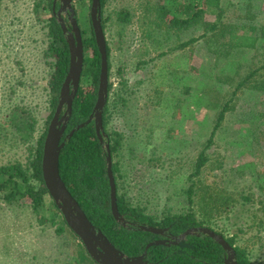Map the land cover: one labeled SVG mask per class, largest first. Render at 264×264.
<instances>
[{"label": "rangeland", "instance_id": "1", "mask_svg": "<svg viewBox=\"0 0 264 264\" xmlns=\"http://www.w3.org/2000/svg\"><path fill=\"white\" fill-rule=\"evenodd\" d=\"M49 1L0 0V165L25 162L31 147L9 126L15 109L35 119L33 144L47 129L55 70V59L46 54ZM223 2L225 19L251 17L264 31V0ZM91 5L92 0H73L83 38L93 30ZM182 5L195 0H104L101 20L113 85L107 131L112 143L119 142V193L160 222L190 211L185 191L193 181L210 185L230 197V204L208 227L228 238L236 235L234 247L246 250L251 264H264L263 91L247 86L238 93L206 152L209 163L195 175L222 104L250 73L257 71V82L264 78V42L242 54L210 35L180 49L202 33L173 26L175 15H192ZM165 9L170 14L161 21ZM211 19L216 15L207 14ZM84 55L93 52L84 48ZM218 77L232 82L220 87ZM91 82L86 78L85 86ZM54 203L47 194L35 210L31 199L9 205L0 193V264H92L80 260L84 245Z\"/></svg>", "mask_w": 264, "mask_h": 264}, {"label": "trees", "instance_id": "2", "mask_svg": "<svg viewBox=\"0 0 264 264\" xmlns=\"http://www.w3.org/2000/svg\"><path fill=\"white\" fill-rule=\"evenodd\" d=\"M224 5L223 0H195V5H182L181 8H184L187 13L192 11V15L191 13L184 17L175 15L171 19L173 26L179 28L181 32H187L190 29H200L202 33L199 37L182 43L179 48H187L201 39L207 40L206 38H209L210 35L218 38L219 42L223 39L228 49L239 50L242 54H244L242 50L245 48H256L258 42L264 36V34L263 36L259 35V31L264 33L263 29L252 25L250 23L252 20L251 17L243 19L239 17L236 22L228 21L225 19L226 6ZM103 6L104 0H101V11ZM165 7L167 9L169 8L168 5ZM49 8L52 11L49 26L51 43L48 46L46 54L48 57L55 59V70L49 81L51 93L49 102L52 109L48 117L47 129L37 142L33 144L32 141L36 125L35 119L31 115L26 114L25 116L21 114V109H15L9 126L20 136L19 139L23 144H30L31 147L28 148V157L25 162L16 160L0 165V193L4 195L5 202L11 205L19 198H28L34 204L35 210L42 204L44 196L49 195L42 171L44 143L49 128L48 126L57 111L61 90L70 69V49L61 24L53 11V0L49 1ZM168 10L171 11L170 8ZM168 10L165 9L163 11L161 21L164 19V16L166 17V15L170 14ZM209 13L216 15V19L213 22L206 20V15ZM102 26L104 29V22H102ZM83 44L85 50H91L93 55L85 56L80 87L73 101L72 115L61 139V143L65 142V146L59 158L60 175L69 192L79 203L91 223L118 250L129 257L143 255L150 243L162 239L160 235L137 230L134 227L135 225L136 227L152 226L160 229H168V235L171 237H178L193 228L207 227L213 230L212 227H208V223L212 222L215 216L223 213L222 207L230 204V197H225L226 194L218 191L222 195L220 196L215 193V189L210 185L197 187L193 181L185 191L188 197L190 211L184 215L167 217L160 222H157L153 217L147 215L139 208L133 207L126 199V195L119 193L120 166L115 161L119 142L115 141V143H112L114 139H112L107 131L109 100L102 116L104 133L107 136L104 138V145L100 142L97 135L95 120L84 128L77 130L68 139L74 129L90 119L98 100L102 60L93 30H91L90 36L83 38ZM107 53L108 68L110 70L109 47H107ZM256 72L250 73L239 81L234 91L230 94L229 99L222 104L216 117V124L212 134L206 143L204 151L196 162L195 175H199L207 163H209L210 157L206 152L214 144V137L226 120V114L232 109L233 101L238 93L247 86L251 90L256 89L264 92V78L257 82L255 80ZM86 78L92 81L90 87L85 86L84 82ZM217 81L220 87H224L225 85L229 86L230 82H232L230 78L223 79L220 77H218ZM112 87L113 85L109 81V93H111ZM220 97L221 95L216 98L217 101ZM20 110L21 112L18 113ZM105 144L110 145L113 163L112 170L117 186V204L120 214L128 222V226L126 227L119 224L112 215L111 186L107 163L108 154ZM54 206L58 211L55 203ZM56 216L54 215V218ZM64 222L66 223L65 220ZM218 234L223 236L234 247L236 235L228 238L223 233L219 232ZM234 249L238 264H251L246 250L237 246ZM81 250L79 256L82 262L87 263L88 260L92 264H97L88 255L85 247L84 250ZM226 257L227 253L220 244L209 236L200 234L189 236L186 241L179 245L152 246L147 252L145 261L148 264H225Z\"/></svg>", "mask_w": 264, "mask_h": 264}, {"label": "water", "instance_id": "3", "mask_svg": "<svg viewBox=\"0 0 264 264\" xmlns=\"http://www.w3.org/2000/svg\"><path fill=\"white\" fill-rule=\"evenodd\" d=\"M64 14H68L71 30H69L67 21L63 16ZM90 16L96 43L102 60L98 100L94 109V113L90 117V119L86 123L81 124L76 129H74L70 133L68 139H70L77 130L84 128L93 120H95L97 135L100 142L104 145V138H106L107 136L104 133L102 116L109 97V68L107 41L101 20V0H92ZM57 18L59 23L61 24L69 45L70 69L61 90L57 111L49 125L44 143L42 162L43 179L50 197L54 200L55 204L61 211L68 227L82 241L88 255L98 264H147V262L145 261V257L150 247L166 244L169 246L179 245L180 243L186 241L187 238L191 235L204 234L215 240L224 248L227 253L225 264H238L234 248L226 241L223 236L207 227L190 229L178 237H173V239L171 240L164 239L154 241L147 246L143 255L135 258H130L126 254L118 250L108 240V238L88 219L79 203L67 189L65 183L61 178L59 169V158L61 155V151L65 146V142L61 143V139L65 132L66 124L68 123L72 115L73 101L77 96V92L80 87L85 60L83 37L78 25V20L76 18V12L73 7V0H63L62 6L58 10ZM63 109H65V112L63 117L61 118ZM62 124L64 125L62 126ZM60 126H62V129L58 128ZM105 148L108 154L107 163L108 176L111 186L112 215L119 224L126 227L128 226V222L120 214L117 204V186L112 170L113 163L110 145L105 144ZM134 227L137 230L151 232L160 236H164L166 233L165 229H160L152 226L136 227L135 225Z\"/></svg>", "mask_w": 264, "mask_h": 264}, {"label": "flooded vegetation", "instance_id": "4", "mask_svg": "<svg viewBox=\"0 0 264 264\" xmlns=\"http://www.w3.org/2000/svg\"><path fill=\"white\" fill-rule=\"evenodd\" d=\"M62 3H63V0H53V11H54V13L56 14V16H57V13H58V10L60 9V7L62 6ZM58 7V9H56ZM64 16V18H65V20L67 21V25H68V27H69V30H71V25H70V22H69V19H68V14H64L63 15ZM64 112H65V109H63V112L61 113V118L63 117V115H64ZM69 122V121H68ZM68 124V123H67ZM67 124H66V127H67ZM64 124H62V126H63ZM62 126H60V127H58V128H60V129H62ZM65 130H66V128H65ZM64 135V134H63ZM166 230V233H165V235L164 236H161L162 237V239H159V240H171V239H173V237H171V236H169L168 235V229H165ZM157 241V240H156ZM155 246H169V245H155ZM233 247V246H232ZM234 248V247H233ZM234 251H235V249H234ZM235 254H236V252H235ZM129 257V256H128ZM139 257V256H138ZM236 257H237V255H236ZM130 258H135V257H130ZM146 258V257H145ZM227 258V257H226ZM147 262V261H146ZM98 264V263H97ZM147 264H148V262H147Z\"/></svg>", "mask_w": 264, "mask_h": 264}, {"label": "crops", "instance_id": "5", "mask_svg": "<svg viewBox=\"0 0 264 264\" xmlns=\"http://www.w3.org/2000/svg\"><path fill=\"white\" fill-rule=\"evenodd\" d=\"M208 20H209V19H208ZM210 22H213L212 19L210 20ZM250 23H251L252 25L258 27L256 24H254V23L252 22V20L250 21ZM258 28H260V27H258ZM260 29H261V28H260ZM263 34H264V33H263L262 31H259V35H260V36H263ZM263 42H264V36H263V38H261V40L258 42L256 48H245V49H243L242 51H244V53H246V52L249 53V51L257 50L259 47L262 46Z\"/></svg>", "mask_w": 264, "mask_h": 264}]
</instances>
